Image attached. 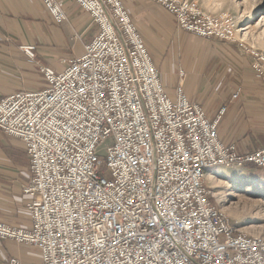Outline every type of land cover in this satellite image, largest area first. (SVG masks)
Instances as JSON below:
<instances>
[{"label":"built area","instance_id":"2783aa9c","mask_svg":"<svg viewBox=\"0 0 264 264\" xmlns=\"http://www.w3.org/2000/svg\"><path fill=\"white\" fill-rule=\"evenodd\" d=\"M56 23L59 0H41ZM98 25L85 51L45 84L0 97V133L30 159V227L0 221V239L30 245L37 262L7 264H264V235L243 232L209 185L221 167L264 169V146L239 151L181 81L170 93L123 0H74ZM180 29L237 41L264 75V53L238 38L230 13L196 0H152ZM30 58L35 45L22 46ZM241 88L233 94L239 97ZM215 198V199H214Z\"/></svg>","mask_w":264,"mask_h":264},{"label":"crops","instance_id":"0c3cea01","mask_svg":"<svg viewBox=\"0 0 264 264\" xmlns=\"http://www.w3.org/2000/svg\"><path fill=\"white\" fill-rule=\"evenodd\" d=\"M123 1L146 40L168 92H174L180 70H185L183 82L190 100L203 106L211 119L227 106L218 125L224 142L236 143L241 152L264 146V75L251 68L250 59L225 40L179 29L173 15L152 0ZM59 2L67 13L62 23L53 21L41 0H0V97L19 86L35 87L34 63L20 51V45H37L38 60L61 70L69 59L83 54L85 45L98 34L91 15L74 0ZM202 41L216 43L215 57L203 51L199 46ZM221 52L227 54L228 64L220 63L217 54ZM238 88L241 92L234 99ZM9 140L3 147L0 135V149L3 147L11 158L0 157V221L30 227V197L22 189L32 177L30 159L26 149V160L15 157V147L19 150L20 144ZM244 169L261 170L252 165ZM12 256L28 263L39 259V253L31 256L22 245L0 239V264H7Z\"/></svg>","mask_w":264,"mask_h":264},{"label":"rangeland","instance_id":"374dc122","mask_svg":"<svg viewBox=\"0 0 264 264\" xmlns=\"http://www.w3.org/2000/svg\"><path fill=\"white\" fill-rule=\"evenodd\" d=\"M196 1L199 2L200 6L205 11L211 14H219L222 12L224 13L226 12L233 15L239 26L238 38L244 40L249 46L254 47L255 49L264 53V0H196ZM222 40H225L231 45H234V47H237V49L242 54V56L244 58L247 57L248 60L250 59L249 63H251V56L244 51V49L239 45L237 41H228L226 39H222ZM24 45H35V44H23L20 45L19 48L20 51L29 59V61L34 63L33 74L35 77V85H34L35 87L32 88L35 90L41 89L45 84L44 76L41 72V67L46 64L38 60L39 54L37 52L38 51L37 45H35L36 46L35 58H30L25 54V52L22 49V46ZM199 46H201V48L205 53L208 52V55L211 56V58L215 57L214 50L216 48L218 49V47H216V43L213 42L207 43L205 41H202L201 43H199ZM217 56L220 63L224 62L226 60V57L228 58L227 54L222 52L220 54H217ZM225 63L228 64V62L226 61ZM180 81H181V76L179 82ZM32 88L27 86H19L15 88V91L22 89L32 90ZM0 135L2 137V146L8 143L7 138L10 139L9 141H12L13 144H16L14 141L16 142L18 141L20 147L19 150L17 147H15L16 150L15 153L17 152L15 157H19V160H21V162L27 159L25 145L20 139L10 136L6 133H2ZM16 145L18 146V144ZM3 147H1L0 149L1 152L0 157H7L8 159H11L6 154V150ZM213 176L214 178H212V180H210V182L208 183L213 188V193L218 194L215 197L217 200L220 201L221 203L220 206L226 212L231 222L243 232L249 234H255V235H264V169L256 170V171H246L244 168H239V167H221L218 168L216 172H213ZM245 179L254 180V181H244ZM25 185H23V187ZM22 247L31 256H36L39 253L35 247H32L30 245H22ZM32 258L34 259V257ZM26 260L32 261V259H26Z\"/></svg>","mask_w":264,"mask_h":264},{"label":"bare ground","instance_id":"6f19581e","mask_svg":"<svg viewBox=\"0 0 264 264\" xmlns=\"http://www.w3.org/2000/svg\"><path fill=\"white\" fill-rule=\"evenodd\" d=\"M210 180H212V178H214V176H213V173H210ZM246 181V180H245ZM213 194H215L214 196H217L218 194L217 193H213Z\"/></svg>","mask_w":264,"mask_h":264}]
</instances>
